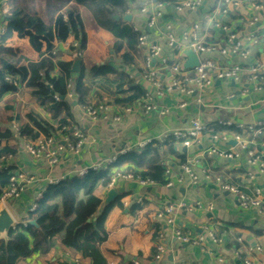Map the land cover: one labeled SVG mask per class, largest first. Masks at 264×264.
<instances>
[{"label": "crops", "instance_id": "crops-1", "mask_svg": "<svg viewBox=\"0 0 264 264\" xmlns=\"http://www.w3.org/2000/svg\"><path fill=\"white\" fill-rule=\"evenodd\" d=\"M114 1V0H112ZM194 0H122V8H117L107 0L76 5L81 13L84 34V49L77 55V49L65 48L61 44L55 47L59 60L50 58L47 53L35 54L25 42L13 40L18 54L31 62H38L50 74L68 73L74 58L81 62V73L86 75L87 94L78 96L83 106L92 107L112 101L116 96V87L122 84L125 75L133 85L142 87L149 95L154 111L144 113L141 103L123 110L108 108L109 120H98L89 130L87 123L75 107L70 105L73 131L87 132L93 138V144L84 148L78 156L62 153L56 165L49 166L44 160H33L23 150V143L15 140L13 144L18 152L14 158L2 162L3 170L22 174L34 180L20 197L9 202L5 208L18 226L17 233L9 236L16 245L18 256L16 264H253L264 263V218L255 210H242L236 197L221 192L215 183L239 187L249 195L253 189L261 193L264 203V132L260 137L244 136L245 148L232 146V141L223 142L221 137L233 133H216L208 130L213 125L225 128H256L264 126V87L255 89L248 83L246 74L237 82H214L211 88L203 91L191 84L192 74L177 77L185 89L192 91L184 96L174 89L157 95L143 78L146 69L144 59L151 47H158L159 55L152 60L151 68L158 74L162 87H166L172 75L169 69L179 64L183 70L186 63L183 48V35L193 26L198 41L216 49L206 57L217 68L241 66L242 70L257 67L264 73V9L253 11L250 6H264V0H228L232 5L222 15L220 5L226 0H202L194 10H186L179 3ZM160 6L155 24L148 28L147 17L140 14L145 6ZM129 16V24L122 18ZM114 18H118L115 22ZM209 20L219 24L215 28ZM255 20V21H254ZM4 26L0 22V27ZM130 29L146 38L145 46L137 45L136 67H123L120 57L126 50L116 53L115 43H122ZM234 37L239 45L237 50L227 46L228 37ZM172 46L169 47V42ZM138 44V40H137ZM227 53L222 55L221 52ZM247 55L244 60L242 57ZM165 66L166 70L161 67ZM109 68L114 74L104 78L90 79L87 74L93 68ZM184 71V70H183ZM73 78H77L73 76ZM126 90V87H124ZM25 105L20 107L15 98L5 95L0 100V128L15 133V125L5 119L19 117L25 120L30 112L48 120V116L24 93ZM184 105V108H179ZM12 107L13 113L6 112ZM167 111V115L161 113ZM120 116L118 123L111 118ZM198 121L205 134L188 148L176 142L173 134L187 131L190 123ZM53 136V135H52ZM59 143L64 139L61 134L52 137ZM172 138L175 141L170 149H165L162 166L168 172L166 181L171 187L142 184L137 180H117L113 188L102 192V205L94 216L97 219L105 205L106 194L114 191L116 199L110 204L107 219L104 222L105 239L102 242L85 240L77 246L67 241V222L60 213L58 199H50L40 206L42 196L49 183L75 176L76 172L89 169L92 164L105 163L112 157L120 156L139 146L151 142L163 143ZM184 151V152H183ZM254 152L258 162L249 164L248 153ZM174 154V155H172ZM231 159H230V158ZM192 163L190 169L197 178L192 185L181 171V166ZM128 166H123L125 170ZM180 180L181 183L177 184ZM180 203L187 207L195 204L202 211L191 213L176 210L174 227L166 225L163 210L168 206L176 207ZM35 207L34 211H31ZM211 208V211H208ZM34 222V226L29 223ZM163 249L159 261L157 248Z\"/></svg>", "mask_w": 264, "mask_h": 264}, {"label": "trees", "instance_id": "trees-1", "mask_svg": "<svg viewBox=\"0 0 264 264\" xmlns=\"http://www.w3.org/2000/svg\"><path fill=\"white\" fill-rule=\"evenodd\" d=\"M96 1L9 0L7 13L3 18L4 31L0 36V100L7 94L17 92L14 84H22L26 81V91L48 116V120L32 111L25 116V120H20L17 116L6 118L7 124L15 125V133L6 128H0V161L14 158L17 155L18 150L13 144L14 137L17 136L22 142L31 145L48 140L54 134H61L74 142L72 138L73 121L69 114L70 105L65 95V85L68 79L58 73L50 74L38 62H31L19 55L18 47L14 45L13 40L25 42L37 55L54 51L57 44L69 46L78 43V50L81 52L84 49V29L81 13L76 5ZM107 1L114 2L117 8H122V0ZM138 38L139 35L130 29L124 42L114 44L116 53L126 50V53L120 57L123 67H136ZM62 57L57 54L53 59L59 60ZM113 74V70L101 67L93 68L87 76L93 79ZM85 80L86 75L82 72L72 81L75 96L87 94ZM122 80V84L116 87V96L112 101L105 104L97 102L92 108L104 106L107 109L116 107L119 110H127L145 99L147 94L142 87L133 85L125 75L122 76ZM6 112L9 115L12 114V107H7ZM208 130L212 131V134L233 133L234 135L254 136V133L247 129L225 128L220 125H213ZM204 132L205 129L201 135L205 134ZM255 137L258 138L260 135ZM174 142L172 138L163 143L151 142L141 150H131L119 156L114 164L106 165L103 170L90 171L81 178L72 176L59 181L54 186L49 185L39 205H44L50 199L59 200L61 217L68 224L66 233L70 245L77 246L88 239L102 242L105 239L104 222L113 207L109 205L104 208L100 216L94 220V216L102 205L103 190L108 189L116 173L132 176L140 182L166 186L168 181L165 179L162 159L166 152L165 149H170ZM123 166H128V168L123 170ZM11 174L10 170L0 173V196L7 188ZM18 231L19 229L14 230L10 236ZM15 248V243L10 240L0 243V264L17 263L18 256Z\"/></svg>", "mask_w": 264, "mask_h": 264}, {"label": "built area", "instance_id": "built-area-1", "mask_svg": "<svg viewBox=\"0 0 264 264\" xmlns=\"http://www.w3.org/2000/svg\"><path fill=\"white\" fill-rule=\"evenodd\" d=\"M9 0H0V22H3V18L5 17L7 13V6H8ZM202 0H194V1H185L183 3H179V6L186 10H194L196 7L200 5ZM232 5L231 1H224L223 4L220 5V13L222 15L226 14V11L229 9V7ZM153 5L148 7L145 6L140 10V14L147 17L148 20V28L152 27L155 24L156 19L158 18V11L160 10V6L155 4V8L153 9ZM250 8L253 11L257 10H263L264 6H255L252 5ZM255 21V20H254ZM209 24L213 25L216 29L219 28V24L213 23L211 20L208 21ZM4 24V23H3ZM198 30L197 26H193L190 28L188 32H186L183 35L182 39V45L183 48L187 51H191L198 59V65L197 67L192 71H184L181 69V66L179 64H174L170 67L168 70L169 73L172 75V79L170 83L166 87H162L158 80V74L154 69H152L151 62L154 60L160 53V50L158 47L154 46L150 48V52L147 55V57L144 59L145 64V71L143 78L145 82L150 86L149 88L152 89L157 95H162V93H168L174 89L179 90L182 95L184 96H190L193 92L190 90H187L183 87L182 81H180L177 77L182 76L183 74H192L193 79L191 80V84H193L197 90L203 91L205 89L211 88L212 84L214 82H237L240 80L242 74H246L248 77V83L251 84L255 89L260 90V87H264V73L260 68L252 67L248 68L247 70H242L241 66L231 67V68H217L214 65V62L206 57V54H211L213 51H216V49L212 47H207L204 44L200 43L198 41V38L196 37L195 32ZM3 26L0 27V36L3 34ZM134 32H136L134 30ZM137 33V32H136ZM227 46L231 47L233 50H237L239 45L234 41V37H228ZM146 38L144 35L139 36L138 38V45L139 48H142L145 46ZM169 47L172 46V41L168 44ZM67 48H73L77 49L78 43H74L72 45H65ZM227 51L224 50L221 52L222 55L226 54ZM50 58H53L56 55V51H51L47 54ZM80 55V51L77 50V55ZM244 60L247 58V55H244L242 57ZM162 70H166L165 66L161 67ZM60 70L57 69L56 65V74H61L63 78L68 79L65 85V95H66V101L69 105H74V107L82 113L86 123L87 127L92 129L96 122L98 120L107 121L109 120V113L108 109L104 106H99L98 108H92V107H86L83 106L80 101H78V97L74 95L73 93V84L72 81L75 79L70 74L61 73ZM26 81L22 84H14V86L17 88V92L15 94H7L9 96H12L15 98L16 102L20 105V107H23L25 105L24 100V93L26 91L25 89ZM53 99L57 100L56 97H53ZM142 110L144 113H151L154 111V108L152 107L151 98L149 95L145 97V99L141 102ZM179 108H184V105H181ZM127 110H123L122 114L128 113ZM167 111H163L161 115L165 116L167 115ZM111 121L113 123H118L120 121V116H113L111 118ZM247 129L249 132H253L254 136H259L264 132V126L261 127V129L256 128H239V130ZM89 130L87 132H80V131H74L73 134V141H69L66 136H63L64 139L62 140V143H64V146H61L58 141L54 138H50L48 140L42 141L40 143H36L35 145L26 144L23 143L19 137L17 136V140L23 143V150L26 152V154L32 158L33 160H44L49 166L56 165L59 159L60 154L62 153H70L73 156H78L81 151L84 148H89L93 144V138L89 134ZM204 131V128L201 126V124L198 121H193L190 123V127L187 131H177L173 134L174 139L176 142H180L181 146L184 148H188L191 145H193L195 142H197L201 138V134ZM245 135H232L229 139L228 136L223 135L221 137V140L223 142H227L231 140L235 145L241 146L242 148L245 144V139L243 138ZM144 148V146H139L136 148L137 150H141ZM121 156V154H120ZM119 156L112 157L110 160H108L105 163H95L92 164L89 169L81 170L79 172L75 173V176L77 177H83L88 172H98L100 170H103L106 165L114 164L117 161V158ZM230 158V157H229ZM249 158V164H254L256 161L258 162V159L254 157V152L250 151L248 153ZM231 159V158H230ZM5 160L0 161V173L4 172L3 170V164ZM192 163H187L181 166V171L184 176H187V178L190 180L191 184L196 186L197 184V178L192 174L191 167ZM164 175L167 177L168 172L164 170ZM165 177V178H166ZM117 180H134L131 176H124L121 174H115L113 179L111 180L108 188H113L114 184ZM34 183L33 179H30L22 174L18 173H12L11 178L9 180L7 188L3 191L2 195L0 196V206H6L9 202L17 200L21 193L29 186H31ZM58 183V181H52L49 184L51 186H54ZM142 184H149L144 182H139ZM181 181L178 180L177 184H180ZM221 192L228 193L230 195H233L236 197V201L238 203V206L242 210H255L257 214L264 218V203L261 199V193L257 189H253L249 195L244 194L239 187L231 186L228 184L223 183L220 179H217L215 182ZM167 187H171L172 184L168 183L166 184ZM202 206L200 204H195L193 207H187L185 204L180 203L175 208L172 206H168L163 210L165 222L167 226L174 227V215L176 210H180L182 212L191 213L194 211H202ZM35 207L31 209V211H34ZM208 211H211V208H208ZM157 255L156 259L157 261L160 260L163 249L160 247L156 250ZM245 264H253L249 262H245ZM264 264V263H263Z\"/></svg>", "mask_w": 264, "mask_h": 264}, {"label": "water", "instance_id": "water-1", "mask_svg": "<svg viewBox=\"0 0 264 264\" xmlns=\"http://www.w3.org/2000/svg\"><path fill=\"white\" fill-rule=\"evenodd\" d=\"M114 21L117 22L118 18H114ZM122 22L129 24L131 22V18L129 16H126L124 18H122ZM185 58H186V63L183 66V69L185 71H192L194 70L197 65H198V59L197 57L191 52V51H186L185 53ZM81 62L79 59L74 58L73 61V66L71 68V70L69 71V74L71 76H76L78 77L81 74ZM150 88L147 89V91ZM62 101V99H61ZM74 107V105H71ZM61 146H64V143H60ZM232 146H235L234 143H232ZM184 152V151H183ZM116 199V194L114 191H109L106 194V200L104 201L105 205H110L114 200ZM30 226H34V222H30L29 223ZM18 225L15 224L14 220L12 219V217L10 216L9 212L7 211V209L4 206H0V243H6L9 241V236L11 234V232L14 231V229L17 227Z\"/></svg>", "mask_w": 264, "mask_h": 264}, {"label": "rangeland", "instance_id": "rangeland-1", "mask_svg": "<svg viewBox=\"0 0 264 264\" xmlns=\"http://www.w3.org/2000/svg\"><path fill=\"white\" fill-rule=\"evenodd\" d=\"M2 117H0V119H1ZM132 177V176H131ZM133 178V177H132ZM134 179V178H133ZM134 180H136V179H134ZM138 181V180H137ZM140 182V181H139Z\"/></svg>", "mask_w": 264, "mask_h": 264}]
</instances>
